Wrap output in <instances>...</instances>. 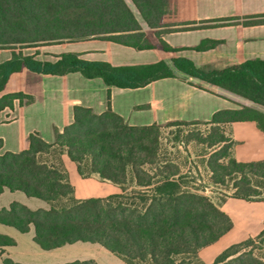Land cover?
Segmentation results:
<instances>
[{"label":"trees","instance_id":"16d2710c","mask_svg":"<svg viewBox=\"0 0 264 264\" xmlns=\"http://www.w3.org/2000/svg\"><path fill=\"white\" fill-rule=\"evenodd\" d=\"M167 4L168 0H0V49L12 50L11 58L0 62V113L13 108L16 101L19 105L33 101L22 90L7 91L12 77L24 70L58 76L79 72L119 88H138L181 73L264 107V58L222 68L198 66L183 56L171 57L169 62L115 66L75 53H63L51 62L17 51L92 38L136 49L153 48L142 24L150 29L168 26L164 23ZM160 42L166 53L176 52ZM238 121H254L264 132V112L242 106L216 111L207 122L214 124L210 133L196 138L209 147L223 144L221 152H213L207 160L212 183L224 186L232 180L233 196L249 200L260 195L253 179L264 187V160L239 162L232 156L234 141L224 126ZM160 127L156 123L129 125L110 109L96 113L75 105L72 122L52 142L32 132L26 148L1 152L0 139V194L5 189L22 191L49 205L30 209L13 201L0 208V223L21 233L33 227V239L44 250L82 241L98 243L128 264H190L187 257H196L202 248L215 243L233 227V221L207 195L189 189L177 166L161 161ZM70 169L81 177L96 174L117 190L78 198ZM14 244L12 238L0 234V249ZM2 264L24 263L5 258ZM61 264L98 263L77 259ZM212 264H264V229L226 247Z\"/></svg>","mask_w":264,"mask_h":264},{"label":"crops","instance_id":"0c3cea01","mask_svg":"<svg viewBox=\"0 0 264 264\" xmlns=\"http://www.w3.org/2000/svg\"><path fill=\"white\" fill-rule=\"evenodd\" d=\"M134 12L138 15L136 10ZM222 18L233 19L226 23L217 21ZM244 21L254 22L244 24ZM164 23L168 26L158 29H150L142 24L146 37L153 44V48L149 49H136L114 41L92 38L41 44L32 47L34 51L31 53H22L51 62H55L63 53H75L85 60L109 62L115 66L159 60L169 62L171 57L183 56L192 59L198 66L222 68L246 59L264 58V0H168ZM160 41H164L176 52L166 53ZM203 45H207V48H197ZM11 55V49L1 48L0 62L10 59ZM15 76L20 78L19 87L15 90L32 95L33 101L23 105L16 101L13 108L1 111V152H18L26 148L28 135L32 132H37L46 142L54 141L56 133L72 122L75 105L89 107L96 113L110 109L129 125L209 121L218 110L242 106L264 112L263 106L181 73L138 88L108 87L100 78H85L79 72L58 76L24 70ZM225 128L234 141L231 153L237 161L264 160V132L254 121L231 122ZM247 132L254 137L251 145H246ZM244 145L246 149H243ZM69 171L78 198L106 196L117 190L113 183L101 180L96 174L81 177L75 170ZM89 181H96L99 191L91 194L92 190H79V182ZM104 186H108L111 192L104 193ZM6 192L14 196L16 192L22 191L11 192L5 189L0 196ZM11 201H21L30 209L49 207L44 200L46 206L36 207L21 198H13ZM0 234L15 241L14 245L0 249V264L5 258L24 264H61L77 259H93L98 264H128L98 243L77 241L44 250L33 239V227L21 233L11 226L1 224ZM226 234L202 250L217 244Z\"/></svg>","mask_w":264,"mask_h":264},{"label":"rangeland","instance_id":"374dc122","mask_svg":"<svg viewBox=\"0 0 264 264\" xmlns=\"http://www.w3.org/2000/svg\"><path fill=\"white\" fill-rule=\"evenodd\" d=\"M47 45V44H44ZM21 52L26 54L34 51L32 47H24ZM18 76H14L7 91H13L19 87ZM21 82V81H20ZM208 121H181L179 123H163L160 126L159 138V158L162 162L172 163L177 166L183 175V183L191 190H197L207 195L210 200L222 211L226 212L233 221V228L217 244L200 250L197 256H189L190 264H212L215 257L226 247L240 242L248 237H255L264 229V187L259 180L253 179V184H258L255 188L260 191V195L244 200L233 196L235 189L232 180L227 183L217 185L212 183V173L207 167L208 157L215 151L221 152V145L217 144L209 147L197 140L198 136H206L210 133L214 124ZM224 130L226 128L224 126ZM226 135L227 134L226 131ZM246 145H251L254 140L251 133H246ZM246 146L244 145V148ZM76 182L75 179H73ZM79 182L78 188L81 192L85 189L92 190L91 194L99 191L96 181ZM108 186L103 187V192H111ZM10 192L0 196V208L7 207L13 198H21L23 201L31 202L32 207L46 206V202L37 198H28L22 192H16L14 196ZM21 202V201H18ZM1 225V224H0ZM201 253V254H200Z\"/></svg>","mask_w":264,"mask_h":264}]
</instances>
